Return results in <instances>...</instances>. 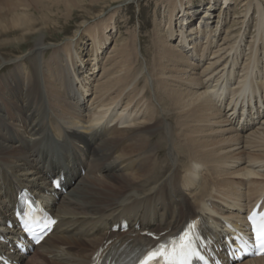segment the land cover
Returning <instances> with one entry per match:
<instances>
[{
	"label": "bare ground",
	"instance_id": "1",
	"mask_svg": "<svg viewBox=\"0 0 264 264\" xmlns=\"http://www.w3.org/2000/svg\"><path fill=\"white\" fill-rule=\"evenodd\" d=\"M46 1L0 0V27L36 31L27 8L47 6ZM173 3L169 32L183 40L188 52L167 40L170 35L165 46L178 60L180 54L190 60L174 62L172 70L166 67V51L154 50L153 74L169 114L154 108L141 113L139 100L129 108L141 70L132 68L131 42L122 43L120 52L114 46L100 59L106 26L89 35L93 42L86 57L74 39L65 48L39 40L13 60L36 54L33 72L17 64L11 75L0 76V252L20 264H87L109 239L114 241L107 247L117 240L122 247L147 243L145 235L110 231L124 217L140 226L134 228L137 233L151 230L160 238L177 233L199 212L217 234L226 220L245 226V211L264 195V7L256 0L257 32L251 51L240 60L243 40H233L229 29L222 41L201 34V24L192 35L198 43L173 34L174 11L185 4ZM50 48L51 57L44 59ZM204 52H211L205 62L191 59L200 56L202 62ZM118 56L121 61L115 62ZM99 65L102 71L92 87V74H86ZM144 80L154 82L150 73ZM128 94L118 110L119 99ZM255 124L260 125L251 130ZM60 174L66 191L52 192L50 179ZM21 188L41 197L60 219L26 257L4 241L22 233L13 214ZM235 264H264V256Z\"/></svg>",
	"mask_w": 264,
	"mask_h": 264
},
{
	"label": "rangeland",
	"instance_id": "2",
	"mask_svg": "<svg viewBox=\"0 0 264 264\" xmlns=\"http://www.w3.org/2000/svg\"><path fill=\"white\" fill-rule=\"evenodd\" d=\"M57 1L58 0H47V6H29L27 8L30 19L35 22L34 28L36 31L24 34V30L20 28L4 31L3 26L2 28L0 27V76L11 75V72L15 69L17 64L24 65L23 67H25L24 69L26 71L33 72L31 68L38 63L36 54L30 53L29 56H26L25 59L19 62H13V60L18 56L27 54L39 40H42L41 42L46 44H56L59 47L65 48L69 47L71 40L74 39L75 42L78 41V43H82L80 46H82L84 50L82 48L79 49L82 56L85 54L89 55L93 42L89 35L95 30L101 32L104 26H106L105 33L107 40L104 47H102L103 54L100 56V59L101 57L102 59L105 57L103 59L104 61L114 46L117 48L116 52H120L122 43L131 42L135 49L134 56L136 59L132 68L135 71L141 70L137 88L138 93L133 104H131L129 108L131 109L134 103L139 100V107L142 108L140 110L141 113L145 108V112H148L151 108H154L153 110L158 112L163 111L166 114L172 112L168 111V100L161 96V92L159 91L160 85H158L157 80L155 81L156 77L153 74V55L156 48L162 47V50L167 53V61H165L166 67L172 70L174 69V62H180L181 64L183 61L190 60L185 59L183 54H180V60H178V55L174 56L173 51L165 46V44H168L165 42V39L170 35L167 40L171 39L172 42L179 45L183 51L188 52L183 40L178 36L171 38L172 34L169 32L170 13L171 10L174 9L173 1L175 0H60L64 1V3H58ZM180 1H183L185 4L182 7L181 5L176 7L174 11L173 26L171 25L174 31L173 34L177 33L180 36L184 34L189 36L190 41L198 43L199 38L196 39L195 36L192 35L196 33L197 26L201 24L204 28H202V30H205L204 32L200 30L201 34L212 33L214 41L218 39L222 41L225 30L229 29L234 37L233 40L236 38L243 40L244 45H242L243 50L240 55V60H244L247 53L251 51L249 47H251L252 40H254V35L257 32L256 25L258 13L257 5H255L256 0H230L229 2L226 0ZM249 2H252L253 5L242 27V21L249 9ZM260 2L264 7V0H260ZM245 24L247 28H244L246 27ZM241 30L242 32L245 30V33H241ZM241 34H244L243 37ZM79 35H81L80 38H78ZM202 40L203 41L200 42L201 44L204 42V39ZM235 46H237V43H235ZM260 52L262 53V51ZM194 53L196 56V51H194ZM261 53H259V56H261ZM1 55L5 59L10 60L9 63H2L3 59ZM51 55L52 49L50 48L46 51V57H44V59H48ZM194 55L191 56L192 60L203 63L211 55V52H204V55L201 56L202 62L198 60L200 56L195 58ZM114 61H121V57L118 56ZM101 62L102 61H100V63ZM89 66H92V62L90 64L88 63V67ZM101 71L102 68L101 65H99L93 73L86 74L88 76L92 74V87L95 86V80L98 78ZM148 72L154 80L152 84L144 80V77L147 74L149 75ZM132 89L133 85L128 86L126 88L127 93L132 91ZM129 98L130 94L124 95L122 99H119L118 110L122 109L123 104H126ZM86 101H90L89 95L86 96ZM144 117L146 120L148 114L146 113ZM142 118L141 116L140 119ZM259 125L260 124H255L251 130H254V128ZM174 127H178V124L175 123ZM156 137L157 139L155 138L152 141L153 144H155V140L161 139L162 134ZM184 159L185 157L182 158L183 161ZM52 241L53 239H50L48 242ZM34 253L35 252H32L30 256ZM46 258L51 259L52 256H46Z\"/></svg>",
	"mask_w": 264,
	"mask_h": 264
},
{
	"label": "snow or ice",
	"instance_id": "3",
	"mask_svg": "<svg viewBox=\"0 0 264 264\" xmlns=\"http://www.w3.org/2000/svg\"><path fill=\"white\" fill-rule=\"evenodd\" d=\"M59 184L58 181H54ZM252 221V231L255 236L256 243L261 252H264V215L257 220L256 216H250ZM196 222L193 221L187 225V228L177 237L168 240L165 243L158 244L154 249L139 261V264H158L159 261H165V264H176L178 259L187 257L194 252V229ZM171 246V247H170Z\"/></svg>",
	"mask_w": 264,
	"mask_h": 264
}]
</instances>
